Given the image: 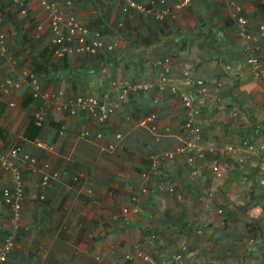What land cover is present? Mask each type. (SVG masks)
Segmentation results:
<instances>
[{
    "label": "crops",
    "instance_id": "1",
    "mask_svg": "<svg viewBox=\"0 0 264 264\" xmlns=\"http://www.w3.org/2000/svg\"><path fill=\"white\" fill-rule=\"evenodd\" d=\"M2 1L9 4L5 13L11 20L4 22L0 15V34L5 36V45L16 66L0 57V80L4 76L14 80L22 70L32 72L44 97L30 100L25 83L9 95L0 94V152L17 145L21 155L49 162L60 176L39 202L34 198L35 179L26 168L22 169L26 201L21 228L5 264H144L135 258L124 260L134 247L166 264H172L178 253L180 264H264L263 200L243 209L256 191L252 187L243 193L237 188L244 171L249 170L252 182L264 185V172L253 161L239 168L233 160L223 158L231 160L234 168L227 160L222 161V182V177L213 179L205 167L197 168L198 179L190 178L185 159L179 156L175 162L163 165L162 170L179 185L181 201L161 196L138 202L136 213L122 222L113 221L111 216L129 205L128 196L147 165L149 152L145 157L141 152L150 139L135 122L149 112L151 105L145 107V113L138 105L141 102L130 94L106 123L97 126L85 114L70 116L55 111L49 100V95L58 91L67 98L98 95L110 82L120 79L151 82L154 76L150 62L171 57L174 66L170 78L174 82L180 80L178 71L189 67L193 78L204 83L206 93L199 97L197 113L205 142L225 146L249 140L254 126H259L257 139L264 141V36L257 41L259 77L253 79L226 0H190L174 17L150 25L147 20H129L119 15L117 0H57L69 1L76 19L99 31L104 42L118 40L119 45L114 50L116 58L107 65L100 52L55 60L49 50L43 11L32 0H20L23 12L14 9L10 0ZM236 2L251 34L258 25L264 26V0ZM117 21L128 34L123 38L113 34ZM154 39L158 41L152 44ZM216 94L220 103L212 100ZM38 106L44 107L45 121L32 138L52 145L55 154L38 150L25 135L31 132L28 127ZM181 117L179 102L164 94L158 127L167 126L171 133H179ZM61 127L64 136L58 138L55 134ZM83 130L91 134L100 131L101 144H115L114 135L123 134L116 144L120 151L112 156L101 154L95 142L78 139ZM127 136L129 140L125 139ZM169 142L171 145L157 146L168 150L177 145L175 140ZM78 173L87 176L90 195L84 188L65 191L69 178ZM6 184V175L0 172V190ZM208 191L214 193L212 201L216 207L212 203L204 205L207 200L203 196ZM204 206L219 207L223 215L209 217ZM7 218L4 209L0 215V244L7 230ZM235 233L242 234V241ZM151 234L155 239L146 241ZM180 247L185 248L183 252ZM111 250L114 254H110Z\"/></svg>",
    "mask_w": 264,
    "mask_h": 264
},
{
    "label": "built area",
    "instance_id": "2",
    "mask_svg": "<svg viewBox=\"0 0 264 264\" xmlns=\"http://www.w3.org/2000/svg\"><path fill=\"white\" fill-rule=\"evenodd\" d=\"M44 13L45 20L49 31V42L51 45L52 57L56 60L63 59L65 56L95 55L101 50L111 51L119 45L118 40L104 42L99 31L90 30L87 26L78 21L74 13L70 10V2H57L56 0H32ZM121 7V12L145 19L150 18L153 21L160 22L166 18H171L182 11L190 0H148L146 4L138 3L134 0H117ZM230 9V19L235 24L237 37L244 45L246 56L245 63L251 69L253 79L259 77L257 71L258 59V38L264 36V26L258 25L256 32L251 34L248 30V23L241 15V8L236 0H226ZM12 6L20 7L19 0H11ZM131 17V16H130ZM0 57H2L10 66H16L12 55L8 52L5 45V36L0 34ZM173 60L171 57H162L150 62L151 73L154 82L147 81H130L118 80L113 81L106 86V89L100 96H76L71 99L63 100L62 92L57 94L51 93L49 100L57 112H66L70 116L77 113L86 114L91 121L97 126H101L113 116L119 109L121 103H124L128 95L141 91H154L151 96L152 109L135 126L144 129L154 143H167L169 140H175L177 145H172L168 150L152 152L147 157V167L139 174V181L135 189L129 195L131 207L123 206L117 214L111 216V220L120 222L124 221L130 214L137 212L135 207L139 201H149L160 196H167L177 201L182 200V194L179 192V185L175 181H169L162 170V166L167 163H173L179 156H183L185 164L189 168L188 175L196 178L197 168H207L213 179L218 180L222 176L221 158L233 160L239 168L255 163L259 171L264 172V141L257 139L259 126H254L252 137L249 140H242L236 144L225 146L218 145L214 142H205L201 124L198 119L197 106L199 97L205 95L206 88L201 80H195L191 68H182L179 82H174L170 78L173 70ZM26 83L29 88V94L33 99L39 100L44 96L39 90V86L34 74L22 70L18 77L12 80L4 76L0 80V94L9 95L19 89L20 84ZM220 89V85L215 86ZM195 88V89H194ZM164 94H169L181 107V120L179 124V133H171L169 127H158V113L161 98ZM212 100L220 103V96L214 95ZM202 105H204L202 103ZM34 125L39 127L45 119V110L43 106H38L33 113ZM95 132V133H94ZM92 134L88 131H81L79 139L99 140L102 136L100 131H94ZM63 128L57 133V137H63ZM115 144H99L100 153L112 156L120 151L118 142L122 140L120 134H115ZM38 150L55 154L54 148L44 142L34 139L30 142ZM117 154V153H116ZM30 173L35 179V200L43 201L45 192L51 187L52 183L59 181L60 176L55 172L49 162L40 161L29 154H20V148L13 145L6 151L0 152V172L4 173L7 178V184L0 190V215L2 210H6L7 230L5 231L0 244V264H5L9 257L19 232L21 212L23 210L26 197L24 193L25 182L23 179L22 169ZM87 176L82 173L71 176L67 183L65 191L71 189L75 192L84 188L87 195H90V189L86 188L88 184ZM245 180V178H243ZM207 200L204 205H213V193L208 191L203 196ZM264 205V203H263ZM264 212V206H263ZM207 216H220L222 210L217 207L212 209L204 206ZM198 233V232H197ZM155 236L151 234L148 240L152 241ZM180 247V252L184 251ZM110 254H114L111 250ZM264 256V250L262 252ZM137 259L144 264H166L151 258L139 248L134 247L132 254L124 255V260L132 261ZM181 255L178 253L172 258V264H180ZM98 260V257L95 258Z\"/></svg>",
    "mask_w": 264,
    "mask_h": 264
},
{
    "label": "trees",
    "instance_id": "3",
    "mask_svg": "<svg viewBox=\"0 0 264 264\" xmlns=\"http://www.w3.org/2000/svg\"><path fill=\"white\" fill-rule=\"evenodd\" d=\"M53 1V0H52ZM120 7V6H119ZM0 8H1V10H0V15H1V20L2 21H7L8 19L9 20H11L10 19V17H9V15L8 14H6L5 13V8H9V4H4L3 3V1L2 0H0ZM119 15H123L121 12H119ZM145 20H147L148 22H147V25H150V23H153L154 24V21L152 22V20L151 19H143V21H145ZM120 21H117V23H116V26L114 27V31H113V34L114 33H117L118 35H120V37L121 38H123V35L125 34V35H128V34H126L124 31H125V27H124V25L123 24H121L120 26H118V23H119ZM154 27V26H153ZM100 33V32H99ZM100 36L103 38V35L102 34H100ZM139 41V40H138ZM158 41V39H154V40H152V41H150L152 44H155L156 42ZM116 51H112V52H105V51H102V52H100L101 53V55H102V57H103V64H105V65H107L108 63H110L109 62V60L110 59H112V58H116V53H115ZM152 73H155V71H153ZM39 81H37V84H38V86H39V88H40V85H39ZM151 83H153V80L151 81ZM41 90V89H40ZM153 90L152 91H141V92H138V93H132V95H134V99L136 100H139L141 103L140 104H138L141 108H144V110L143 111H145V113L146 112H148V109L147 108H145V107H148V106H150L151 105V96H152V94H153ZM29 99L30 100H35L36 101V99H33L31 96H30V94H29ZM144 104V105H143ZM151 107H152V105H151ZM37 108L38 107H36L35 108V111L37 110ZM160 112H161V104H160ZM43 125H44V122L39 126V127H36L35 125H34V119H33V117H32V121H31V124H30V126L31 127H28L27 129L28 130H31V132L29 133V134H25L26 136H27V138L29 139V140H34L32 137L33 136H35L36 135V133L35 132H37L40 128H42L43 127ZM27 132V131H26ZM55 135H57V134H55ZM147 135V134H146ZM150 139V138H149ZM127 140V139H126ZM128 140H129V138H128ZM146 140V139H145ZM30 141V142H31ZM146 144L148 145V146H146V148L145 149H143L144 151L143 152H141L142 153V155L145 157L146 156V154L148 153V152H150L151 150H152V152H157L158 150H160V146H157V144L156 143H153L151 140L150 141H148V142H146ZM254 183V182H253ZM255 184V183H254ZM258 188V191L256 190ZM257 188H255V191H256V193H255V196H251L249 199H250V203H252V204H250L249 203V200H248V203L246 202L245 203V206L243 207V209H245V208H248V206H250V205H252V206H254L255 204H257L260 200H263L264 201V185H258V187ZM20 228H21V226H19ZM19 228V229H20ZM241 232V231H240ZM242 235V234H241ZM240 234L238 235V234H234V236H237V237H239V240L240 241H242V238H240V236H241ZM246 237H248V236H246ZM244 242H246V241H244ZM158 261H161V260H158Z\"/></svg>",
    "mask_w": 264,
    "mask_h": 264
},
{
    "label": "clouds",
    "instance_id": "4",
    "mask_svg": "<svg viewBox=\"0 0 264 264\" xmlns=\"http://www.w3.org/2000/svg\"><path fill=\"white\" fill-rule=\"evenodd\" d=\"M56 1H57V0H56ZM134 1H135V0H134ZM147 1H148V0H146L145 3H143V2H138V1H136V2L141 3V4H146ZM10 2H11V0H10ZM19 2H20V0H19ZM57 2H58V1H57ZM20 3H21V6H20V7H15V6L13 7V6H12V3H10V4H11V6H12L14 9H16V10H21L20 12H23L22 9H21V7H22L23 4H22V2H20ZM61 3H62V2H61ZM119 6H120V4H119ZM119 11L121 12V7H119ZM180 12H181V11H180ZM121 13H122V12H121ZM122 14H123L125 17L127 16L129 20H134V19H136V18H139V17H137V16L132 15L131 12H129L128 14H124V13H122ZM177 14H178V13H177ZM175 15H176V14H175ZM175 15H174V16H175ZM130 16H131V17H130ZM174 16H173V17H174ZM75 18H76V17H75ZM171 18H172V17H171ZM140 19H142V18H140ZM145 19H150V18H145ZM166 19H167V18H166ZM151 20H152V19H151ZM152 21H153V20H152ZM154 22H156V21H154ZM160 22H162V21H160ZM119 25H120V24H119ZM90 30H91V29H90ZM48 32H49V31H48ZM106 43H107V42H106ZM49 46H50V47H49V50H50V54H51V45H50V42H49ZM117 47H118V46H117ZM117 47H116V48H117ZM116 48H114V49L111 50V51H105V50H101V51L112 52V51H114ZM101 51H100V52H101ZM97 54H98V53H97ZM95 55H96V54H95ZM51 56H52V54H51ZM79 56H82V55H79ZM83 56L87 57V56H93V55H83ZM65 57H67V56H65ZM65 57H64V58H65ZM69 57H70V56H69ZM52 58H53V57H52ZM53 59H54V58H53ZM55 60H56V59H55ZM60 60H62V59H60ZM187 68H189V67H187ZM31 73H32V72H31ZM32 74H33V73H32ZM34 76H35V75H34ZM14 79H15V78H14ZM35 79H36V77H35ZM194 79H195V78H194ZM120 80H124V79H120ZM126 80H130V81H132L131 79H126ZM195 80H198V79L196 78ZM36 81H37V80H36ZM147 82H148V81H147ZM153 82H154V78H153ZM24 83H25V82H24ZM110 83H111V82H110ZM149 83H151V82H149ZM25 84H26V83H25ZM20 85H21V84H20ZM26 85H27V84H26ZM203 85H204V83H203ZM27 86H28V85H27ZM107 86H108V85H107ZM19 88H20V87H19ZM104 89H106V87H105ZM39 90H40V88H39ZM103 91H104V90H103ZM40 92H41V90H40ZM58 92H62V91H58ZM58 92H56L55 94H57ZM62 94H63V100L71 99V98H74V97H76V96H83V95H76V96H73V97H71V98H67V97L64 96V93H63V92H62ZM86 96H100V94H98V95H86ZM128 96H129V95H128ZM170 96H171V95H170ZM160 104H161V102H160ZM151 105H152V104H151ZM151 109H152V107H151ZM151 109H150V110H151ZM150 110H149V111H150ZM159 111H160V107H159ZM148 113H149V112H148ZM148 113H147V114H148ZM67 114H68V113H67ZM77 114H83V113H77ZM158 114H159V113H158ZM68 115H69V114H68ZM75 115H76V114H75ZM85 115H86V114H85ZM86 116H87V115H86ZM143 117H144V116H143ZM143 117H142V118H143ZM142 118H139V119L135 122V124H136L140 119H142ZM125 119H128V118L126 117ZM157 120H158V117H157ZM44 121H45V119H44ZM138 129H142V128H138ZM59 130H60V128H59ZM59 130H58V131H59ZM142 130H143V131L149 136L150 140L152 141L151 136H150V135H149L144 129H142ZM58 131H57V133H58ZM80 132H81V131H80ZM79 134H80V133H79ZM79 134H78V136H79ZM78 139H79V138H78ZM89 140L95 142V143L97 144L96 148L99 150V144H101L100 141H98V140L96 141V140L91 139V138H90ZM40 141H41V140H40ZM152 142H153V141H152ZM153 143H154V142H153ZM45 144H46V143H45ZM160 144H161V143H160ZM47 145H48V144H47ZM157 145H159V144H157ZM51 146H52V145H51ZM160 150H165V149H160ZM160 150H158V151H160ZM158 151H157V152H158ZM99 152H100V151H99ZM150 153H152V152H149L148 155H149ZM154 153H156V152H154ZM101 154H104V153H101ZM104 155H105V154H104ZM148 155H147V157H148ZM147 164H148V162H147ZM167 164H169V163H167ZM146 167H147V165H146ZM146 167H145V168H146ZM186 167H187V166H186ZM187 169H188V170H187V172H188V171H189V168L187 167ZM139 174H140V173H139ZM189 177H190V176H189ZM221 177H222V176H221ZM221 177H220V178H221ZM166 178H167V180H169V181H173V180H170V179L167 177V175H166ZM190 178H191V177H190ZM220 178H219V179H220ZM192 179H198V176H197L196 178H192ZM138 181H139V175H138ZM137 184H138V182L136 183L135 187L137 186ZM135 187L132 189V191L135 189ZM132 191H131V192H132ZM131 192H130V194H131ZM179 192H180V191H179ZM180 193H181V192H180ZM130 194H129V195H130ZM213 194H214V193H213ZM160 197H161V196H160ZM166 197H167V196H166ZM168 198H169V197H168ZM156 199H157V198H156ZM152 200H154V199H151V200H149V201H152ZM128 201H129V196H128ZM149 201H139V202H149ZM263 203H264V201H263ZM136 204H138V203H136ZM130 205H131V208H132L133 205H132V204L130 203V201H129V205H124V206L130 207ZM263 206H264V205H263ZM262 209H263V207H262ZM146 241H149L148 238H147ZM248 244H252V243H248ZM263 250H264V249H263ZM263 250H262V252H263ZM262 252H261V253H262Z\"/></svg>",
    "mask_w": 264,
    "mask_h": 264
},
{
    "label": "rangeland",
    "instance_id": "5",
    "mask_svg": "<svg viewBox=\"0 0 264 264\" xmlns=\"http://www.w3.org/2000/svg\"><path fill=\"white\" fill-rule=\"evenodd\" d=\"M123 120H124V119H123ZM122 136H123V134H122ZM128 138H129V137L127 136L125 139H128ZM225 160H227L228 164L234 168V166L232 165V161H231V160H229V159H225ZM225 160H224L223 158H221V159L219 160V163H220L221 166L224 164L222 161L225 162ZM230 162H231V164H230ZM244 172H245V174L243 173V178H245V180H243V178H240L239 183H238V185H237V188H238L239 190L241 189V191H242L243 193L246 192L248 188H252V187L257 188V187H258L257 185H255V184L252 182V179H250V177H249V175H250V170H249L248 172H247V171H244ZM223 174H224V173H223ZM223 177H224V176H222V182L225 181V178H223ZM241 179H242L243 183L241 182ZM253 184H254V185H253ZM256 190L258 191V188H257ZM240 196H241V195H240ZM201 203H202V202H201ZM222 215H223V211H222Z\"/></svg>",
    "mask_w": 264,
    "mask_h": 264
}]
</instances>
